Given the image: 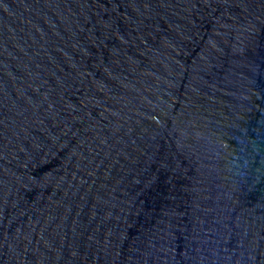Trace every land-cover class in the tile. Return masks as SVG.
Here are the masks:
<instances>
[{
	"label": "water",
	"instance_id": "obj_1",
	"mask_svg": "<svg viewBox=\"0 0 264 264\" xmlns=\"http://www.w3.org/2000/svg\"><path fill=\"white\" fill-rule=\"evenodd\" d=\"M0 264H264V0H0Z\"/></svg>",
	"mask_w": 264,
	"mask_h": 264
}]
</instances>
